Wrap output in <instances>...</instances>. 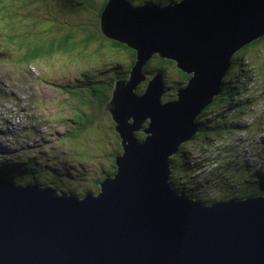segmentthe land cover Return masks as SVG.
<instances>
[{
    "label": "water",
    "instance_id": "95a60500",
    "mask_svg": "<svg viewBox=\"0 0 264 264\" xmlns=\"http://www.w3.org/2000/svg\"><path fill=\"white\" fill-rule=\"evenodd\" d=\"M101 28L137 54L107 106L123 147L117 172L82 198L0 178V264H264V195L196 200L175 189L170 161L234 55L264 36V0H108ZM155 56L189 76L176 98L164 101L162 72L138 93Z\"/></svg>",
    "mask_w": 264,
    "mask_h": 264
},
{
    "label": "rangeland",
    "instance_id": "374dc122",
    "mask_svg": "<svg viewBox=\"0 0 264 264\" xmlns=\"http://www.w3.org/2000/svg\"><path fill=\"white\" fill-rule=\"evenodd\" d=\"M92 1L96 2L100 11L104 0ZM129 1L138 5L143 0ZM155 1L158 3L160 0ZM65 2L67 5L64 6ZM68 2L70 0H0V8L7 7L10 12H20V18L12 21V24L18 23L20 27L14 32L0 15V147L11 151L0 155V163L10 161L12 165L21 164L26 158L40 161L47 169L40 171L44 181L49 182L50 170L55 169L61 178L57 184H62V188L57 187L79 195L88 186L90 191L97 192L98 185L95 182L103 179V173L113 170L111 166L114 158L110 153L117 149L121 139L108 111H102L99 117H95L94 125L89 132L82 134L81 139L67 138L66 133H77L81 127L79 121L85 120V117L77 115L82 111V105H79L76 93L84 90L81 87H86L88 78L94 81L92 86H96L114 66L127 67L129 59L126 54L106 46L100 55L90 57L86 50V57L73 58L59 52L51 58H41L29 65L19 49L23 40L34 42L50 34V30L61 34L70 29H73L76 39H80L85 35L80 27L92 24L85 14L92 16L95 24L100 22L96 17L98 11L93 3L90 4V0H85V5L82 0ZM81 5L84 9L80 8ZM34 21H37L36 29L28 34L25 28ZM254 51L251 50L247 59L249 69L243 67L248 72L245 77L250 80L244 94L245 97L258 98L251 104L247 101L248 112L239 113L241 122L235 128L244 131L228 133L224 140L231 144L229 147L224 148L222 142L216 141L207 149H200L202 143L189 144L185 149L191 153V159L200 161L197 163L199 165L209 159L207 166L202 167L197 182L206 187L203 192L210 194L211 198L231 197L232 182L242 176L245 163L252 170H264V50ZM22 52L25 55V48H22ZM185 78L186 74L180 75L173 68L165 70L166 88L170 91L165 93L164 101L171 96L176 98L177 91L172 88L173 83L182 82L185 87ZM143 83L141 89L144 88ZM71 91L76 93L72 94ZM92 110L98 112L95 103L88 104L86 108V112ZM230 158L232 162H229ZM29 173L23 172V180L27 179ZM38 174L39 171L36 176ZM223 174L228 177H221ZM210 176L214 182L208 187L203 181ZM178 181H181L180 175Z\"/></svg>",
    "mask_w": 264,
    "mask_h": 264
},
{
    "label": "trees",
    "instance_id": "16d2710c",
    "mask_svg": "<svg viewBox=\"0 0 264 264\" xmlns=\"http://www.w3.org/2000/svg\"><path fill=\"white\" fill-rule=\"evenodd\" d=\"M90 4L93 3V7L98 11V5L90 0ZM180 0H160L158 4H174ZM70 0L69 3H71ZM98 2V1H97ZM108 0H104L100 11H98L96 17L100 19V22L95 24V19L93 17L85 14L87 19L92 24L90 26L80 27L81 30L85 33V35L80 38L76 39L74 33L72 32L73 29L64 31L61 34H55L50 30V34L44 36L42 39H35L34 42H29L23 40L20 43L19 49L22 53L23 58L28 62L29 65L37 61L41 58H51L52 56L56 55L59 52L68 55L69 57H86L85 51L87 50L89 56H93L94 54H101L103 49L106 46H109L115 50H118L120 53H124L127 55L129 59V64L127 67L123 68L121 66H114L109 74L104 76V80L96 85L94 81L88 78L85 85L86 87H81L84 90H78V93L75 91H71L72 94L76 93L78 96L79 105L81 106L82 111L78 112L77 115L81 117H85V120L79 121L81 127L78 129V132L68 131L66 133L67 138H73L75 140H79L82 138V134L89 132L90 127L94 125L95 117H99L102 111H108L107 106L111 101L113 95V89L115 87V81L127 78L129 73L133 69L135 62H136V52L126 44L120 43L118 41L112 40L107 38L104 35V32L101 28V15L107 4ZM83 5L86 4L85 0H82ZM99 3V2H98ZM145 3H156L155 0H143L142 2L138 3V5L145 4ZM67 5L65 2L64 6ZM83 5L80 6L81 9H84ZM20 12L14 11L10 12L7 7L0 8V15L1 18H4L5 22H7L10 28L14 31L19 30L20 27L17 24H12V21L16 18H20L18 15ZM9 19V20H8ZM37 21H34L31 25L26 27V31L28 34H32L35 31L36 26L35 24ZM71 27L76 28L75 25ZM11 30V32H12ZM16 35H13L15 38ZM90 46V47H89ZM93 46V47H92ZM92 47V48H91ZM22 48H25V55L22 52ZM91 48V52H89ZM251 50H264V36L260 39L254 41L253 43L244 46L241 50H239L233 57L232 65L228 70L227 76L224 79V84L222 87L221 94L215 98L214 102L210 104L197 118L198 124V132L193 136V138L183 144L178 153L171 158L172 162V183L174 184L175 189H178L181 193L191 196L192 198L205 202V203H214L220 201L230 200L231 198L237 199H244L252 196H261L264 195V170L263 169H256L252 170L250 165L245 163L243 170L241 171L242 176H240L237 180H234L231 185L232 192L231 197H220L218 199L211 198L210 194H206L203 192L206 187H203L199 181L198 177L201 175L199 174L203 166H207V160L202 161L203 165H199L196 159H191V153L186 152L185 149L188 147L189 144L192 143H202L200 149H207L214 145L216 141L222 142V147H229L231 144L225 141L224 139L228 137V133L231 132H240L244 130H240L239 128L236 129L235 127L238 126L239 116L241 113L248 112V106H246L247 101L251 104L258 96H248L245 97L244 91H246L247 86L250 83L248 77V72L246 70L249 69V57ZM254 51V52H255ZM248 57V58H247ZM251 60V59H250ZM243 67H246V70H243ZM167 68H173L176 72L180 75L184 74L176 67V63L171 60H166L155 56L151 60L147 62L144 67V74L147 76V82L143 83L144 88L141 89V86L138 88V93H144L145 89L147 88L149 80L157 75V72L163 73V84L166 87L165 81V70ZM238 74L240 76L238 77ZM244 76V77H243ZM110 77V78H109ZM229 77V78H228ZM186 82H188L189 76L186 75ZM241 79V80H240ZM110 80V81H108ZM177 83V82H175ZM174 85V84H173ZM182 82H178L172 88L178 91L179 88H184ZM87 89V90H86ZM168 89V88H166ZM173 98V96H171ZM95 103L98 109V112L95 111L86 112V108L88 104ZM240 107V108H239ZM109 112V111H108ZM240 113V114H239ZM110 114V112H109ZM212 115V116H210ZM111 116V115H110ZM112 119V116H111ZM113 120V119H112ZM75 124L77 125V121L74 120ZM114 122V121H113ZM70 123V122H68ZM238 124V125H237ZM147 124L143 125V128H146ZM114 129L116 124L114 123ZM235 128V129H234ZM116 131V130H115ZM139 140L144 139L145 135L143 132H139L135 134ZM121 139V138H120ZM117 149L113 150L110 153L113 160L112 171L109 173H103V179L96 181L95 183L98 185L97 192L90 191L89 186L85 187L86 191H83L78 195L79 198L87 195L88 193L97 194L101 186L100 184L103 183L107 178H112L115 173L117 172L116 168V157L123 152V147L121 144V140L117 143ZM0 147V155H4V152ZM7 151V149H6ZM11 152V151H10ZM36 154H34V157ZM2 157V156H0ZM23 157V156H22ZM7 159V158H6ZM9 159V158H8ZM229 162H232L233 159H228ZM211 162V160L209 161ZM10 161L5 162L4 164L0 163V178H8L14 181L18 186H27V185H40L42 187L48 186H55L62 188V184H57V182L61 179L56 174L57 170L52 169L50 170L51 175L48 177L50 180L49 182L44 181L41 178L40 171L47 170L44 167V164L40 161L36 160H29L26 158L24 163H15L9 164ZM49 169V168H48ZM235 170V169H234ZM30 171L27 176L26 180H23V172ZM39 171V174L36 176V173ZM198 171V172H197ZM197 172V173H196ZM44 173V172H43ZM236 175L239 172H235ZM178 175L181 177V181H178ZM31 177V178H29ZM221 177H228L227 174H223ZM24 181V182H21ZM214 179L212 176L207 177L204 179L203 184L207 185L208 187L212 185ZM226 184V182H225ZM57 187V188H58ZM59 189V188H58ZM62 192H66L65 189H59ZM200 190V191H197ZM70 193H74L72 190H68ZM207 191V190H206ZM214 193V192H210ZM200 194V195H198ZM76 195V194H75Z\"/></svg>",
    "mask_w": 264,
    "mask_h": 264
},
{
    "label": "flooded vegetation",
    "instance_id": "af4514ba",
    "mask_svg": "<svg viewBox=\"0 0 264 264\" xmlns=\"http://www.w3.org/2000/svg\"><path fill=\"white\" fill-rule=\"evenodd\" d=\"M160 4H161V3H160ZM141 5H143V4H141ZM135 6H140V5H135ZM184 74H185V73H184ZM186 75H187V74H186ZM187 76H188V75H187ZM188 80H189V79H188ZM173 84L175 85V84H178V83H175V82H174ZM176 93H177V92H176ZM111 169H112V166H111ZM57 189H58V188H57ZM58 190H59V189H58ZM59 192H62V191L59 190ZM62 193H70V192H65V191H64V192H62Z\"/></svg>",
    "mask_w": 264,
    "mask_h": 264
},
{
    "label": "bare ground",
    "instance_id": "6f19581e",
    "mask_svg": "<svg viewBox=\"0 0 264 264\" xmlns=\"http://www.w3.org/2000/svg\"><path fill=\"white\" fill-rule=\"evenodd\" d=\"M111 114V113H110ZM112 115V114H111Z\"/></svg>",
    "mask_w": 264,
    "mask_h": 264
}]
</instances>
